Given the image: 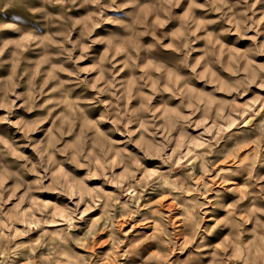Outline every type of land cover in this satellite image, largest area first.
I'll return each instance as SVG.
<instances>
[{
    "label": "rangeland",
    "instance_id": "obj_1",
    "mask_svg": "<svg viewBox=\"0 0 264 264\" xmlns=\"http://www.w3.org/2000/svg\"><path fill=\"white\" fill-rule=\"evenodd\" d=\"M0 264H264V0H0Z\"/></svg>",
    "mask_w": 264,
    "mask_h": 264
},
{
    "label": "clouds",
    "instance_id": "obj_2",
    "mask_svg": "<svg viewBox=\"0 0 264 264\" xmlns=\"http://www.w3.org/2000/svg\"><path fill=\"white\" fill-rule=\"evenodd\" d=\"M14 19H16V20H21V18H20V17H14Z\"/></svg>",
    "mask_w": 264,
    "mask_h": 264
}]
</instances>
